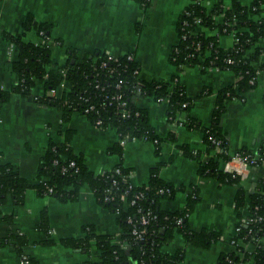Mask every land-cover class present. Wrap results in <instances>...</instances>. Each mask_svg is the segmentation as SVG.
<instances>
[{
  "label": "crops",
  "instance_id": "1",
  "mask_svg": "<svg viewBox=\"0 0 264 264\" xmlns=\"http://www.w3.org/2000/svg\"><path fill=\"white\" fill-rule=\"evenodd\" d=\"M217 1L204 0V3L210 8ZM188 3L189 0H150V4L143 7L138 0H0V87L7 90L17 82L11 69V61L15 58L13 43L6 40L3 33L20 36L23 41L34 44L45 41L36 29H23V20L31 14L36 22L51 24L47 39L51 62L47 69H56L65 63L67 48H74L78 56L93 51L105 52L112 57L132 54L139 66L141 80L167 81L177 75L187 95L196 98L187 115L201 126L208 127L216 93L226 86H235L236 78L230 70L209 68L201 72L196 66L177 70L169 62V51L177 41V18ZM223 3L228 6V0ZM262 8L257 17L264 20V5ZM214 18L218 22L221 20L217 15ZM233 41L232 34L219 36V45L224 49L230 48ZM255 46L262 49L259 60L253 64L257 69L256 86L242 99H226L221 115L228 155L246 149L256 156L254 163L240 169L237 184L199 175L197 161L184 156L180 144L204 151L202 132L172 124L167 118L166 101L156 102L151 97L136 100L138 106L148 108L149 123L161 140L159 152L156 153L154 142L134 139L122 142L119 157L108 152L118 140L115 129L98 128L78 112H73L63 123L58 109L35 101L36 96L52 93L46 91L40 82L35 83L32 95L11 93L8 101L0 102L1 161L12 164L21 176L35 182L48 140L61 139L59 132L71 129V147L96 174L121 164L130 169L131 182L139 185L146 184L151 169L157 167L162 180L177 189L184 187L177 190L172 200H163V208L181 210L191 192V185L195 186L199 201L193 213L188 215L189 227L193 230L213 229L220 233L219 240L208 249L186 246L184 259L179 264H220L219 256L233 250L229 240L235 235V226L246 216L244 209L239 211L240 215L235 209L237 188H243L246 195L263 192L264 159L258 151H264V68H261L264 37ZM62 91L56 88L54 95L58 96ZM171 133L176 139H169ZM213 153L212 150L209 154ZM221 167L229 170L224 163ZM43 209L48 216L49 237L55 241L52 244H43L44 235L37 229ZM86 225L92 226L96 234H116L118 231L117 215L97 203L87 186L80 189L77 200L67 202L52 195L40 196L34 188H29L21 204L15 205L8 200L1 206L0 242L9 234L23 236L27 240L23 253L40 264H71L82 260V254L62 246L58 240L82 236L81 228ZM182 246L183 242L175 238L170 249ZM95 250L93 245L92 254L96 253ZM21 260L11 241L0 246V264H21Z\"/></svg>",
  "mask_w": 264,
  "mask_h": 264
},
{
  "label": "trees",
  "instance_id": "2",
  "mask_svg": "<svg viewBox=\"0 0 264 264\" xmlns=\"http://www.w3.org/2000/svg\"><path fill=\"white\" fill-rule=\"evenodd\" d=\"M138 1L143 7L150 4V0ZM223 2L218 0L209 8L204 0H189L177 18V41L168 54L169 62L177 70L196 66L201 72L209 68L233 72L235 86H226L216 93L208 127L201 126L187 115L196 98L187 95L177 75L167 81L141 80L138 77L139 66L132 54V58H128V54L112 57L105 52L93 51L78 56L74 48H67L65 63L56 69H47L51 62L47 42L51 24L38 23L31 14L23 20V29L42 32L45 41L43 44H34L23 41L20 36L3 33V37L15 47L11 69L17 76V82L7 90L0 87V102L8 101L11 93L32 95L36 82L42 83L45 90L51 92L65 80L68 89L60 95L43 94L36 96L35 101L58 109L63 123L69 120L73 112H78L94 125L99 121L97 127L101 129H115L118 140L108 152L121 157L122 142L127 135L147 141L157 140L156 153L159 152L161 140L149 123L148 108L138 106L136 100L139 97H151L156 102L165 100L167 118L172 124L185 129L197 128L202 132L204 151L192 150L187 144H180L182 154L197 161L199 175L237 184L238 175L221 167L231 157L227 153L228 144L221 129V115L225 110L226 99H242L246 92L256 86L257 69L253 64L259 60L262 49L255 45L264 37V20L257 16L262 13L264 0H228L227 7ZM216 15L221 17L219 22L214 18ZM232 30L237 39L230 48L224 49L219 45V36L231 34ZM250 49L251 53L247 55ZM261 68H264V62ZM63 69L66 71L64 77L60 74ZM116 84L119 86L116 87ZM116 94H121V97L113 98ZM120 101H125L126 106H121ZM90 105L94 108L88 109ZM123 109L127 112L125 116L122 114ZM181 114H185L184 117ZM59 134L61 139L48 140L37 167L35 182L21 176L12 164L3 163L0 152V209L8 200L15 205L21 204L29 188H34L40 196L52 195L61 202H67L77 200L83 186L91 190L101 206L113 213L119 208L116 234H96L92 226L86 225L81 228L82 236L58 240L62 246L86 255V258L82 255V260L71 264H179L184 259L186 246L208 249L219 240L220 233L217 230H193L188 225V215L199 201L195 186L191 185V192L187 194L181 210H166L162 201L172 200L176 190H183L184 187L177 189L162 180L157 167L151 169L147 183L139 185L131 182L127 176L130 169L121 164L115 167L119 169L118 173L112 169L96 174L88 169L82 156L71 147L73 130L67 129ZM168 136L169 139H176L172 133ZM216 145L220 150L215 152ZM212 150L214 153L210 155ZM238 153L252 159L253 154L249 150L241 149ZM258 154L264 159L263 150L258 151ZM48 187L52 188V192L48 191ZM262 189L263 192L246 195L243 188L238 187L234 197L238 214L244 209L245 215L251 216L249 224L239 226L236 238L246 244H253V251L249 253L242 247L241 257L233 252L223 253L218 258L220 264H227L228 260L243 264L248 259L252 260V264H264V184ZM121 194L126 195L128 202L134 200V203L125 207L120 201ZM145 212H149L150 219L148 223L141 224L140 215ZM37 229L44 235L43 244L55 243L48 234L46 209L41 210ZM133 229L140 233L139 237L132 233ZM175 238H179L183 246L170 249ZM10 241L17 254L26 258L27 264H40L35 258L23 253V245L27 243L23 236L9 234L1 240L0 246ZM93 245L95 254L91 252Z\"/></svg>",
  "mask_w": 264,
  "mask_h": 264
},
{
  "label": "built area",
  "instance_id": "3",
  "mask_svg": "<svg viewBox=\"0 0 264 264\" xmlns=\"http://www.w3.org/2000/svg\"><path fill=\"white\" fill-rule=\"evenodd\" d=\"M197 22H200V19H197ZM211 32L214 33L215 31H211ZM39 34L41 35L42 32H40ZM231 34H232V36H233V40H236L237 38L235 37V31H234V30H232V33H231ZM13 50L15 51V47H14V45H13ZM127 57H128V58H132L131 54H128ZM229 62H232V61L229 60ZM65 73H66V71L63 69V70L61 71L60 74L62 75V77H64V76H65ZM256 73H257V70H256ZM118 86H119V84H116V87H118ZM59 87H60L62 90H66V89H68V85H67V83H66L65 80H62V81L59 83ZM54 91H55V90L51 91V92H52L51 94L54 95ZM120 97H121V94H116V95L113 96V98H117V99L120 98ZM163 101H165V100H163ZM120 105L124 107V106H126V102H125V101H120ZM93 108H94V107H93L92 105H90L88 109H93ZM88 109H87V110H88ZM122 114H123L124 116L127 115V112L125 111V109L122 110ZM99 123H100V122L97 121L95 126H97ZM98 128H99V127H98ZM134 139H136V138H130V137L127 135L125 141H126V140H134ZM152 142L156 143L157 140H154V141H152ZM219 150H220L219 146L216 145L214 151L216 152V151H219ZM255 158H256L255 155H252V159L248 158L247 156L242 157L238 152H236L235 154H233V155L230 157V159H229L228 161H226V162L224 163V165H226V166L229 168L228 171L232 172L233 175L236 176V175H239V174H240V169H241V168L248 167L249 165H251L252 163H254V162H255ZM114 172H115V173H118V172H119V169H118V168H114ZM130 173H131V172H129V174L127 175L129 179H130ZM146 188H147V187H146ZM47 189H48L49 192H52V188L48 187ZM120 201L123 202V205H124L125 207H128L129 205H132V204L134 203V200H131V201L128 202L125 194H121V195H120ZM114 214H116V215L118 216V214H119V208H116V209H115ZM250 218H251V216L248 214L247 216L243 217V218L240 220L239 224H237V225L235 226V228H234L235 235L232 237V239L229 240V243H230V245L232 246V249H233L231 252L235 253V254L238 255L239 257H241V256L243 255V252L241 251L240 248H242V247L245 248L249 253H251V252L253 251V249H254V245H253V244H250V243H249V244H246V243L243 242L242 239H240V238H236V236H237V232H238V229H239V226H240L241 224H244V225L249 224L250 221H251ZM149 219H150L149 212H145V213H142V214L140 215V223H141V224H146V223H148ZM128 221H130V220H128ZM178 221H179V220H177V222H178ZM132 233L135 234L137 237L140 236V233H139L136 229H133ZM249 246H252V248L249 249V248H248ZM229 253H230V252H229ZM22 263L27 264V260H26L25 257H22L21 264H22ZM227 264H238V262H233V261H231V260H228V261H227ZM243 264H252V260H251V259H248V260H247L246 262H244Z\"/></svg>",
  "mask_w": 264,
  "mask_h": 264
},
{
  "label": "rangeland",
  "instance_id": "4",
  "mask_svg": "<svg viewBox=\"0 0 264 264\" xmlns=\"http://www.w3.org/2000/svg\"><path fill=\"white\" fill-rule=\"evenodd\" d=\"M136 34H137V33H136ZM136 34H134V35L137 36ZM57 89L60 90V87L57 86ZM116 134H117V133H116ZM117 135H118V134H117ZM176 192H177V190H176ZM176 192H175V193H176ZM165 200H166V199H165ZM191 213H193V210L190 212V214H191ZM190 219H191V218H190ZM82 255L86 258V255H85V254H82ZM189 255L193 256V253L189 252Z\"/></svg>",
  "mask_w": 264,
  "mask_h": 264
},
{
  "label": "water",
  "instance_id": "5",
  "mask_svg": "<svg viewBox=\"0 0 264 264\" xmlns=\"http://www.w3.org/2000/svg\"><path fill=\"white\" fill-rule=\"evenodd\" d=\"M139 93V92H138Z\"/></svg>",
  "mask_w": 264,
  "mask_h": 264
}]
</instances>
